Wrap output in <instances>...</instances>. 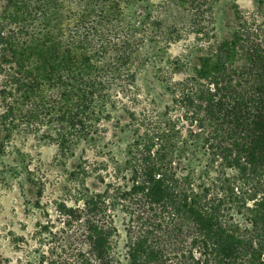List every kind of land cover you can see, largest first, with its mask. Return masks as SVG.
Here are the masks:
<instances>
[{
    "label": "trees",
    "instance_id": "16d2710c",
    "mask_svg": "<svg viewBox=\"0 0 264 264\" xmlns=\"http://www.w3.org/2000/svg\"><path fill=\"white\" fill-rule=\"evenodd\" d=\"M219 1L0 0L3 144L96 150L98 187L79 156L33 264H264V0L233 3L225 36ZM148 68L170 102L141 92Z\"/></svg>",
    "mask_w": 264,
    "mask_h": 264
},
{
    "label": "rangeland",
    "instance_id": "374dc122",
    "mask_svg": "<svg viewBox=\"0 0 264 264\" xmlns=\"http://www.w3.org/2000/svg\"><path fill=\"white\" fill-rule=\"evenodd\" d=\"M236 3L241 10H251L254 0H220L214 8L215 24L219 36H225L233 23L231 6ZM185 40L169 46L167 55L179 56ZM166 68L167 71V67ZM164 75L169 76V73ZM173 79H181L182 73L172 74ZM137 84L147 99L158 105L170 102L171 96L165 88V82L153 69L143 71ZM125 119L121 117L123 122ZM110 129L107 137L115 142V150L121 149L127 139L126 134H116ZM119 146V147H117ZM87 158L92 169L86 177V185L96 190V150L87 149L76 156L64 159L54 143H45L35 139H13L3 144L0 131V264H33L38 235V223L43 220V209L52 201L67 198L68 190L79 183L69 175L78 163L79 156ZM36 186L42 187L39 206L36 205Z\"/></svg>",
    "mask_w": 264,
    "mask_h": 264
}]
</instances>
